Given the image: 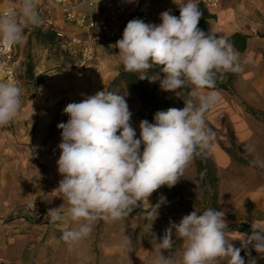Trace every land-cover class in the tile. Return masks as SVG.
Instances as JSON below:
<instances>
[{
	"label": "clouds",
	"instance_id": "obj_1",
	"mask_svg": "<svg viewBox=\"0 0 264 264\" xmlns=\"http://www.w3.org/2000/svg\"><path fill=\"white\" fill-rule=\"evenodd\" d=\"M174 2L179 6L178 17L169 9L160 13V24L130 20L122 39L112 46L119 49L124 70L138 74L140 80L160 79L159 73L149 76L159 68L164 74L160 79L163 91L181 98L179 91L190 88L182 98L184 107L157 111L154 123L141 120L139 138L132 126L133 114L119 93L99 91L63 109L69 119L57 125L62 130L57 160L62 179L56 191L68 207L63 214L62 205L50 208L47 216L52 223L65 216L83 221L77 228L64 230L62 239L69 246L88 238L99 220H120L161 186H175L193 159L213 147L216 133L208 127L206 113L221 100L217 81L243 71L240 53L224 35L218 37L198 27L199 3ZM41 23L36 0H21L18 10L7 8L0 13V52L22 44L24 29ZM22 91L18 83L0 82V127L18 116ZM244 148L256 151L254 145ZM250 163L264 168L259 157ZM165 202L161 195L154 208ZM227 227L225 212L212 207L193 210L179 223L170 220L163 237H153L159 251L153 264H171V257L165 258L162 250L171 251L176 239L185 245L180 264H245L241 251L249 246L264 254V229L258 224L252 222L251 234L241 233L237 239L228 237ZM232 240H239L241 246L235 247ZM249 264H255V259Z\"/></svg>",
	"mask_w": 264,
	"mask_h": 264
},
{
	"label": "rangeland",
	"instance_id": "obj_2",
	"mask_svg": "<svg viewBox=\"0 0 264 264\" xmlns=\"http://www.w3.org/2000/svg\"><path fill=\"white\" fill-rule=\"evenodd\" d=\"M177 8L176 3L158 0L147 23L160 24L161 12L169 9L173 12ZM38 13L42 18L40 26L45 27L43 21L49 19L50 14H46L43 8L38 9ZM34 28L28 26L24 29V42L13 47L6 67L0 66V82L18 83L23 90L18 116L9 125L0 127V262L100 264L103 243L110 244L123 237L127 242L128 238L131 241L133 235L128 232L133 230V225L142 223V218L135 219L129 214L120 220H99L94 223L88 238L69 246L62 239L64 230L77 228L83 221L74 222L65 216L63 221L52 223L49 219L45 223L40 218V212L47 214L50 208L62 205L63 214L68 207L56 191L62 179L57 165L62 130L57 125L69 119L63 113L68 103L80 102L85 96L104 90L124 95L133 114L131 122L136 137H140L139 105L127 99L122 87L109 89L118 68L123 66L119 49L112 46L122 39L123 30L118 29V37L117 32H113V38L107 35L101 40L89 39L79 29L64 31L65 36H61L60 50L57 51L34 40L29 41V34ZM29 58L32 70L27 74L25 70ZM6 68L13 70L12 79L7 77ZM163 75H159L160 79ZM160 79L148 84L156 85L169 98L178 97L174 92L163 91ZM219 94L220 102L205 117L208 127L216 133L213 147L207 152L214 164L216 155L213 152L216 149L228 157L225 166L217 167L215 164L216 210L225 212L228 237L237 239L241 233L251 234L252 222L264 229V168L250 163L255 157L264 160V88L248 89L245 86L237 90L232 87L231 92ZM245 145H254L256 151L247 152ZM195 179V167L191 162L175 186H164L173 195L172 199L166 198V202L155 209L160 196L167 197L165 192L156 191L148 201L133 210L137 213L150 208L158 210L164 217L158 219L163 220L159 226L170 220L179 223L184 215L193 210L202 212L207 206ZM173 211L177 212L176 216ZM8 218L12 222H6ZM27 218L38 223L28 222ZM164 229L160 228L158 232L164 235ZM176 242H179V247L181 241ZM231 243L241 246L239 240H232ZM253 253L254 258H264V254L257 253L255 249ZM245 264L248 262L245 261Z\"/></svg>",
	"mask_w": 264,
	"mask_h": 264
},
{
	"label": "crops",
	"instance_id": "obj_3",
	"mask_svg": "<svg viewBox=\"0 0 264 264\" xmlns=\"http://www.w3.org/2000/svg\"><path fill=\"white\" fill-rule=\"evenodd\" d=\"M70 1L75 2L77 0ZM162 1L169 2L168 0ZM157 2L158 0L154 2L150 16ZM181 2L183 0L178 3ZM36 3L37 10L43 8V0H36ZM17 4V0H0V13L8 6H16ZM174 10H179V8ZM82 11L84 14L93 16L91 10L84 9ZM209 12L215 16V20L210 21L207 27L209 32L216 33L218 36L224 35L225 37H229L235 33L247 37L246 48L240 53L243 71L236 73L235 82L232 87L237 90L245 86L248 89H255L258 86L264 88V0H221L219 6L216 9L209 10ZM49 20L53 29L61 36H65L64 31L75 30L74 27L64 23L61 17L54 12L50 13ZM103 25L105 29L102 31L98 28L88 33L82 32L88 38L92 37L95 40H101L107 35L113 38L115 34L113 32H117L116 37L119 36L118 29L107 27L105 23ZM213 153L216 155L214 160L217 167H223L227 164L228 157L224 153L217 149ZM130 214L135 219L142 218V223L133 225V230L128 232L129 235H133V241L131 240V243H129L123 237L121 240L110 244L103 243L100 248V264H153L159 255V251L152 242L153 237L162 238L163 235L158 230L160 228L166 229L169 223L164 222L162 226H159L163 220L159 221L158 219L164 217L161 216L162 214L158 210L151 208L142 213H137V211L133 210ZM173 215L176 216L177 212L173 211ZM173 239H176L175 236ZM177 240L181 241L179 247V242H176L171 251L162 250V255L165 258L171 257V264H180L185 247L181 239Z\"/></svg>",
	"mask_w": 264,
	"mask_h": 264
},
{
	"label": "trees",
	"instance_id": "obj_4",
	"mask_svg": "<svg viewBox=\"0 0 264 264\" xmlns=\"http://www.w3.org/2000/svg\"><path fill=\"white\" fill-rule=\"evenodd\" d=\"M21 1V0H17ZM199 9L202 12V16L200 18L198 27L203 30L205 33H210L207 30V27L210 21L215 20V16L212 15L208 9H206L202 4L199 3ZM173 15L179 16V10H175L172 12ZM136 18H131L127 20L121 27V30L124 31L127 23L130 20ZM218 36V35H217ZM219 37V36H218ZM230 42L234 45L235 49L242 53L246 48L247 37L238 33L232 34L227 37ZM29 41L34 40L35 43L45 46L50 50H60V44L62 42V37L59 36L52 27H36L34 28L28 37ZM32 70V64L30 58L28 59V63L26 65L25 73L30 74ZM154 73H162L159 71V68L152 69L149 72V76L155 78ZM236 74L228 73L224 76L222 80L217 81V91L221 92H231L232 85L235 82ZM150 80L144 79L140 80L138 78V74L128 73L124 70L123 66H120L117 70L116 76L109 84V89L114 87H122L123 90L127 94V99L131 101H135L139 107L140 111L138 113L139 121L147 119L150 123H154V114L157 111H166L169 108H182L184 107V102L182 98H186L189 88H184L179 91L180 97H168L164 92H161L156 85H149ZM249 110H247L248 112ZM252 112V111H249ZM252 114V113H251ZM139 138V137H136ZM227 154L230 155L226 151ZM234 158V157H232ZM241 161V159H238ZM193 165L195 167L196 179L195 182L199 189V192L202 196L203 202L207 208L212 207L216 210L217 207V180H216V166L211 160L210 154L206 152V154L196 156L193 159ZM244 162V161H241ZM157 191L165 192L167 195V199H172L173 195L168 191V189L164 186H161ZM40 218L44 220V222H48L49 217L43 211L40 212ZM28 222H32L33 224H37V221L31 220V218H27ZM35 220V219H34ZM6 222H12L10 218L6 219ZM240 247V246H235ZM253 248L249 246L248 249H243L241 251V256L244 258L246 262L249 264V260L254 256ZM250 253V255L248 254ZM250 257V258H248ZM255 259V264H264V258L258 256Z\"/></svg>",
	"mask_w": 264,
	"mask_h": 264
},
{
	"label": "built area",
	"instance_id": "obj_5",
	"mask_svg": "<svg viewBox=\"0 0 264 264\" xmlns=\"http://www.w3.org/2000/svg\"><path fill=\"white\" fill-rule=\"evenodd\" d=\"M156 0H43V10L46 14L56 13L62 21L75 29L86 33L107 27L113 29L121 28L122 25L131 18L142 19L146 23L149 20L151 9ZM175 3L174 0H168ZM181 0H176L180 2ZM221 0H195L202 4L206 9H216ZM21 1L16 6H8L19 9ZM5 8L2 12H4ZM88 9L93 12V16L84 14L82 10ZM1 12V13H2ZM97 14V15H96ZM104 17V20H103ZM45 27H51L49 19L43 21ZM61 36V35H59ZM12 49L7 53L0 52V66H5L11 58ZM6 67V66H5ZM6 75L9 79L14 76L13 70L6 68ZM0 264H3L0 262Z\"/></svg>",
	"mask_w": 264,
	"mask_h": 264
}]
</instances>
